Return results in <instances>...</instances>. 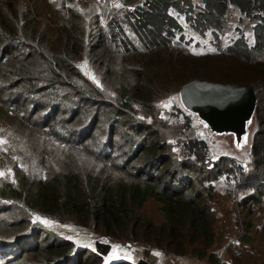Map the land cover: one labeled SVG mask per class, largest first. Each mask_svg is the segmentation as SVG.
<instances>
[{
    "label": "trees",
    "instance_id": "obj_1",
    "mask_svg": "<svg viewBox=\"0 0 264 264\" xmlns=\"http://www.w3.org/2000/svg\"><path fill=\"white\" fill-rule=\"evenodd\" d=\"M1 1L7 7L5 20L0 17V100L15 115L20 142L12 143L15 155L4 157L9 170L0 174V259L101 264L111 252L110 243L97 240L91 251L75 248L49 227L72 221L105 237L157 239L174 254L193 244L194 253L207 257L209 264H226L209 249L216 234L215 181L235 183L237 190L264 185V72L250 74L243 63L264 58V0H122L107 6L83 2L74 8L80 33H75L76 23L70 24L57 42L49 25L36 24L28 2ZM231 5L254 29L253 45L241 34L224 52L243 61L241 73L219 66L193 70L176 62L164 67L163 85L148 77L138 60L141 52L193 43L182 19L198 36L210 32L212 47L221 46ZM15 43L21 48H12ZM178 74L186 76L182 85L193 77L223 76L254 83L257 129L246 159L220 154L210 161L214 155L208 141L195 134L197 113L184 106L180 90L179 97L168 93L174 102L164 110L161 96L153 92L171 86ZM80 109L84 113L72 118ZM33 111L39 121L26 115ZM149 198L161 203L164 219L159 223L141 212ZM260 198L251 192L236 199L248 230L255 225L254 205ZM40 237H53L45 250H40ZM28 253L32 259L25 257ZM138 264L148 263L140 259Z\"/></svg>",
    "mask_w": 264,
    "mask_h": 264
},
{
    "label": "rangeland",
    "instance_id": "obj_2",
    "mask_svg": "<svg viewBox=\"0 0 264 264\" xmlns=\"http://www.w3.org/2000/svg\"><path fill=\"white\" fill-rule=\"evenodd\" d=\"M120 1L122 0H22V2L29 3L30 10L28 12H30L33 19H36V24L41 27L45 24L50 26L52 39L55 42L62 39L61 35L66 32L70 24L76 23L77 31L75 33H80V26L77 23L76 15H74L78 9L74 8L81 7L83 2L89 4L100 2L102 6H107L112 3L115 5V3H119ZM19 2L20 0H9V3L16 4ZM6 7L7 3L0 0V12L5 15H0L3 20L6 17ZM110 8L108 12H110ZM99 10L102 11L104 8L101 7ZM28 12H26V18H28ZM67 20H71V23H67ZM105 20L106 16L104 15L102 22ZM182 21L186 26L188 37L194 36L192 44L184 45L178 43L171 51L141 52L138 56V60L145 65V71L148 77L154 79L156 85L166 83L167 73L164 71V67L171 64L179 65L176 62H180L193 70H196V68H213L219 66L226 72L235 74L242 72L243 69L240 65H243V61L224 55L226 47L241 34L245 35L249 45H253L255 41L253 23L237 6H230L229 15L222 34L221 46L218 48L212 47L210 32H208L206 37L198 36L189 29L183 19ZM3 29L4 27L0 23V33L3 32ZM198 42L199 44H197ZM12 48L20 49L21 47L18 43H15L12 45ZM1 54L2 52L0 51V56ZM225 59L228 60L225 62ZM148 62L150 67L148 66ZM221 63L224 64L219 65ZM243 63L247 67L246 72L250 74L260 75L261 72H264V58L260 56L254 57L251 62ZM182 70L183 72L186 71V67H183ZM183 76L180 74L176 77L173 76L174 83L171 86H162L153 92L156 98L161 96L159 102L165 107L164 110H168L174 102L168 93L179 97L180 86L186 77L184 74ZM194 78L198 77H193L192 79ZM217 78L207 80L224 83H247L244 81L222 79L224 76ZM14 107L18 109V107ZM7 110L9 109L0 100V174H6L9 170L7 165H3L4 157L10 158L15 155V149L12 143L20 142L17 126L15 125V122H17L14 118L15 115L8 114ZM83 113L84 111L82 109L74 111L72 118H79ZM26 115L34 122L39 121L36 116L37 113L34 111L30 114L26 112ZM195 117V134L208 141L211 152L214 155V158L210 159V161L215 160L220 154L236 155L240 159H246L250 155L252 137L257 129L255 114L249 125V132H239L241 135H244L242 137L236 136L234 132L216 133L197 114H195ZM96 127L94 130H96ZM245 134H248V139L245 138ZM65 164L70 165V161L66 159ZM234 186H236L235 183L229 185L223 181L221 182V179L215 181L216 191L214 192L212 205L216 213V234L215 242L209 249L210 251L217 252L221 262H225L226 264H264V185L258 190L255 186L246 187L245 189L238 188V190ZM251 192H258L261 198L254 205L255 213H253L252 220L255 225L249 227L248 230L245 223V213L242 211L241 206H237L236 199L240 200L245 194ZM141 212L145 217L151 218L157 223L164 219L161 203L154 198H149L144 203ZM57 224L60 223H51L49 227L54 229L53 231L55 233H58L57 230L63 233L65 237L58 238L67 239L72 243V247H84L91 251L95 249L97 240L110 243L112 246L111 252L102 260L101 264H114L118 261L138 264L140 259L146 260L148 264H209L207 257L202 258L194 253L192 250L194 247L193 244H189L185 253L174 254L167 252L161 247L157 239L148 240L142 235H128L123 238L105 237V233L94 231L77 222L69 221L62 225ZM52 238L47 237L46 239V237H40L42 243L40 250L47 249L46 247L51 243L49 240ZM204 243V241H198L197 244L202 248L205 247ZM25 257L32 259V254L28 253ZM23 263H27V260H23V257L11 262H7V259H0V264Z\"/></svg>",
    "mask_w": 264,
    "mask_h": 264
},
{
    "label": "water",
    "instance_id": "obj_3",
    "mask_svg": "<svg viewBox=\"0 0 264 264\" xmlns=\"http://www.w3.org/2000/svg\"><path fill=\"white\" fill-rule=\"evenodd\" d=\"M184 106L199 115L216 133L248 131L257 103L253 83H224L194 78L180 89ZM248 139V134H245Z\"/></svg>",
    "mask_w": 264,
    "mask_h": 264
}]
</instances>
